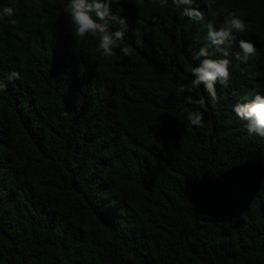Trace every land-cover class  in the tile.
I'll return each mask as SVG.
<instances>
[{"label":"trees","instance_id":"trees-1","mask_svg":"<svg viewBox=\"0 0 264 264\" xmlns=\"http://www.w3.org/2000/svg\"><path fill=\"white\" fill-rule=\"evenodd\" d=\"M65 3L0 0V78L19 77L0 92V264H264V138L232 112L264 94V0H198L216 27L237 11L256 47L200 126L184 97L206 92L178 85L201 46L222 58L203 24L123 0L130 54L101 58Z\"/></svg>","mask_w":264,"mask_h":264},{"label":"clouds","instance_id":"clouds-1","mask_svg":"<svg viewBox=\"0 0 264 264\" xmlns=\"http://www.w3.org/2000/svg\"><path fill=\"white\" fill-rule=\"evenodd\" d=\"M156 3L161 9L169 6V0H156ZM171 4L181 17L204 25L209 42L218 56L222 57L211 58L208 46H201L192 55L194 65L190 68V79L178 85L180 94H191L201 87L206 92L207 98L194 99L192 95L184 97L186 104L194 103L197 106L196 110L187 111V120L193 126H200L209 104L219 103L216 83L227 85L232 61L246 64L255 55L256 47L250 40L237 39V34L244 33L247 28V21L237 11L221 8L223 19L216 27L211 22L205 23L207 18L198 0H171ZM63 11L68 18L70 35L74 39L94 40L95 52L99 57H113L117 50L122 56L130 54V47L125 43L127 19L123 15V0H66ZM13 15V7L0 5V21ZM113 25L117 26L115 30ZM234 42L238 50L230 51ZM18 78L15 71L0 78V92L7 89V82ZM232 112L237 118L247 122L249 135L264 138V94L257 92L250 100L233 105Z\"/></svg>","mask_w":264,"mask_h":264}]
</instances>
